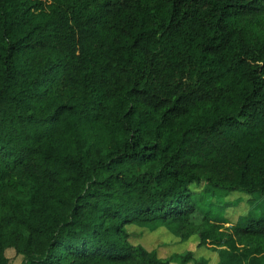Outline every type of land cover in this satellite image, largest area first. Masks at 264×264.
Wrapping results in <instances>:
<instances>
[{
  "label": "trees",
  "instance_id": "16d2710c",
  "mask_svg": "<svg viewBox=\"0 0 264 264\" xmlns=\"http://www.w3.org/2000/svg\"><path fill=\"white\" fill-rule=\"evenodd\" d=\"M217 191L264 204V0H0V264H264Z\"/></svg>",
  "mask_w": 264,
  "mask_h": 264
},
{
  "label": "rangeland",
  "instance_id": "374dc122",
  "mask_svg": "<svg viewBox=\"0 0 264 264\" xmlns=\"http://www.w3.org/2000/svg\"><path fill=\"white\" fill-rule=\"evenodd\" d=\"M208 198L205 196L203 203H198L200 210L202 212L209 211L213 218L224 222L226 226L240 223L248 216L258 217L264 211V204L260 201H255L252 204L250 203L251 197L241 193L225 195L224 192L217 191L215 198L214 196L211 200ZM126 229L130 234L132 244L140 245L148 252H155L160 259H168L173 254L192 251L195 256L202 257L203 254H206L207 257H210L209 264H216L219 260L218 252L209 254V252H204V248L198 250L196 248L197 242H195L196 237L180 243L165 226L130 225ZM5 255L10 264H22L21 256H16L12 249L6 250Z\"/></svg>",
  "mask_w": 264,
  "mask_h": 264
}]
</instances>
